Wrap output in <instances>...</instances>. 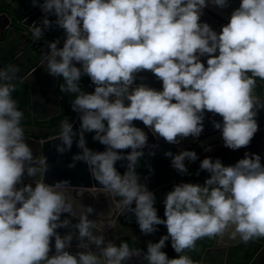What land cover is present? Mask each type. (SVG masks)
<instances>
[{
    "label": "clouds",
    "instance_id": "obj_1",
    "mask_svg": "<svg viewBox=\"0 0 264 264\" xmlns=\"http://www.w3.org/2000/svg\"><path fill=\"white\" fill-rule=\"evenodd\" d=\"M43 19L31 25L34 39L43 38L53 27L65 39L50 41L42 53L48 75L62 78L60 91L75 94L71 109L79 128L67 119L61 122L58 154L71 150L78 137L79 154L69 168L84 162L102 190L120 199L116 207L134 214L139 231L151 236L160 225L167 235L147 243L148 264H194L186 249H194L205 236H221L232 226L231 235L247 244L264 239V164L261 155L245 152L234 165L219 158L200 162V172L209 177L201 186L180 183L166 194L164 217L154 207L155 193L136 169L145 157L155 156L162 138L170 145L199 138L206 113L222 117L211 121L221 132L223 146L236 151L247 148L258 131V113L264 109L253 95L257 78L264 81V0H241L229 22L217 33L201 22L209 5L229 7L228 0H31ZM55 17L54 20L49 17ZM207 57L206 65L202 58ZM79 65V67H77ZM148 71L162 81V91L136 84L137 75ZM19 66L0 69V264H124L138 256L128 243L117 247L93 231L87 215L78 223L61 219L74 217L72 205L59 189L69 181L45 182L50 170L47 157L35 156L20 126L24 113L12 98ZM82 76L90 78L92 93L82 90ZM141 80L145 79L140 77ZM141 121L144 129L134 126ZM105 146L102 152L86 147L85 134ZM125 152V150H129ZM210 150V149H208ZM180 175H190L189 163L199 159L194 151L164 153ZM126 170L117 171V162ZM148 180L154 174L146 163ZM31 183L24 184V178ZM39 177V179H37ZM34 185V187H33ZM134 205V207H133ZM94 211L86 209L87 214ZM72 226L78 235L57 229ZM54 238V254L50 247ZM74 238L77 251L70 254ZM178 258L162 251L166 242ZM94 245L98 254L90 250Z\"/></svg>",
    "mask_w": 264,
    "mask_h": 264
},
{
    "label": "water",
    "instance_id": "obj_2",
    "mask_svg": "<svg viewBox=\"0 0 264 264\" xmlns=\"http://www.w3.org/2000/svg\"><path fill=\"white\" fill-rule=\"evenodd\" d=\"M12 1L14 6L11 4L0 3L1 8L7 6L10 9V13L4 15L7 25H5L4 30L2 28V36H0V46L2 47L3 58L6 61L4 66L5 68L10 66H19L21 69L19 74L20 79L14 81L15 84H19L20 82L29 83L31 90H33L34 84L29 80V77L32 76V74H35L36 71H42L45 68L46 62L42 63V53H46L48 51L47 44L50 43V41H55L57 39H59L60 43L63 44L65 34L62 32V39H60L59 34L54 31V27L53 32H44L43 39L47 40H35L32 36L31 25L34 22L41 21L44 14L41 12L39 7L32 6L31 0ZM228 2L229 7L225 9L209 5L204 10V14L213 16L221 21V23L217 25L219 26V32L221 31V28L229 22L232 11L239 7L241 0H228ZM21 15H23V17H21ZM53 18L55 19V17H49L51 20ZM201 20H203L202 17ZM7 28L10 29L8 30ZM6 30H8V32L5 40H3ZM12 32L16 34L13 38L11 36ZM26 36L28 38L31 37V39H29L30 42L22 46V39ZM203 63L207 66L206 62ZM77 67H79V65H77ZM140 77H144L145 79L141 80ZM49 79L47 88L50 95L44 94L43 97L46 98V101L43 105L39 106L45 107L48 103H52V113L45 111L42 116H39L34 120L46 122L61 114L60 102L62 98L57 88L60 78H54L49 75ZM259 82L263 89L260 96L264 98V81L259 80ZM135 83H144L149 87L162 91V81L158 80L154 74L148 71L139 73ZM37 103L38 102L34 99V92H31V107L33 113L36 111ZM261 112L262 111L260 110L259 113L261 114ZM66 119L70 123H73V130L77 131L79 128L78 115L72 111L71 108L64 120ZM213 119L217 122H222V117L218 115L213 116L212 113H206L204 131L200 137H207L202 139L197 144L195 143L200 137H189L183 140L179 145H170L162 138L154 139L151 133H148L149 143L158 144L159 147L155 150L156 154L153 157H148L147 151H149V149H145L146 155L140 161L136 171L141 176L140 183H146L149 190L155 193L156 203L154 207L157 209V214L161 219H166V217H164L165 208L163 201L166 194L173 190L174 185L180 183H193L202 186L204 181L209 177V174L203 171L200 172L199 176L196 175L199 170L200 162L203 159L207 157H211L213 159L219 158L225 166H228L234 165L237 161L244 158L243 156H240L239 153L232 154L224 149L221 134L217 138L209 137L212 136V133L215 131L211 123ZM133 124L136 127L144 129L146 133L148 132V129L145 128L141 121H134ZM60 125L61 123L54 128L35 127L24 124H21L20 126L24 129L25 140L33 149L34 155L40 156L43 154L47 157L48 163L51 167L46 174L45 182L52 185L57 181H69V185L66 188L59 189V191L64 193L67 203L72 205L75 216L70 217L68 214L64 213L61 215V219H70L72 225H74L78 223L81 215H87L88 219L95 224V228L93 229L94 233L96 235H102L105 239V243H107V241H111L117 246L119 240L127 238L138 243L144 252L147 250L148 242L156 243L162 236L167 235V229L164 225L157 226L158 231L151 236L143 235L139 231L134 214L130 211L121 210L116 207V203L120 198L103 191L102 186L91 177L88 167L84 162H77L75 168L68 167V165L72 163V157L79 154L81 150L76 146L78 140L77 137L76 140H74L70 151L63 155L56 152L55 145L60 143ZM94 135L95 133L85 134L86 147L94 151H104L105 146L94 141ZM182 150L194 151L199 157L197 161L191 163L185 160V164L188 167L190 175L182 176L178 172L174 171L171 167V159L164 156V153L167 151H171L173 154H178V152ZM128 151H130V149L125 150V152ZM256 153L261 155V162L264 164V157L261 152L259 151ZM122 163L126 164L127 162H117L115 165L117 171L120 172L121 175H123L126 170L125 167L121 166ZM146 163H150L152 168L155 170L154 174L151 175L148 180L144 179L145 176L149 175L148 169L145 167ZM37 179H39V177H37ZM28 183H31V178H27L25 176L24 184ZM88 207H92L94 209L91 214L86 213V209ZM233 230L234 228L230 226L221 236H206L198 239L195 246H200V244L204 242V244H206V246H204L209 248L207 249V253L211 250L218 253L217 262L219 264H251L249 260L254 258V255H256L255 252L251 253L250 248H248L246 244L240 240L238 235L236 238H232L231 233ZM57 231L61 234V236L65 235L68 231L73 232L74 236L78 235V232L71 225L68 229H57ZM255 241L264 244V239H258ZM255 241H250L248 243L254 244ZM77 243L78 241L74 238L73 247L69 250L70 254L75 255L77 251H87L85 248L77 249ZM261 244L256 245L261 246ZM170 245L171 241L169 240L166 242L165 248ZM50 247H52V252L49 253L51 256L55 251L54 238ZM253 249L255 250V248ZM90 250L98 254V250L94 245L90 246Z\"/></svg>",
    "mask_w": 264,
    "mask_h": 264
},
{
    "label": "flooded vegetation",
    "instance_id": "obj_3",
    "mask_svg": "<svg viewBox=\"0 0 264 264\" xmlns=\"http://www.w3.org/2000/svg\"><path fill=\"white\" fill-rule=\"evenodd\" d=\"M0 3L13 5V1L12 0H0ZM7 13H10V9L7 6L2 7V8L0 7V36H2L1 35L2 34V28L4 30L5 25H7L5 17H4V15L7 14ZM21 17H23V15H21ZM202 19H203V20H201L202 23L203 22L208 23L214 31L219 33V30H218L219 26H217V25L219 23H221L220 20H218L217 18H215L213 16L206 15V14H203ZM52 20H54V18ZM7 29L9 30L10 28H7ZM8 30L5 31L3 40H5ZM54 31L57 34H59V38L62 39L61 34H62L63 30L55 28ZM46 32H48V33L53 32V29L49 30V31H46ZM28 35H30V34H28ZM11 36L13 38L14 36H16V34L12 32ZM29 39H31V37L30 38H28L27 36L24 37L22 39V42H21L22 46L28 44L30 42ZM35 40H37V39H35ZM39 40H47V39L41 38ZM62 45L63 44L60 43V46H62ZM206 60H207V57L202 58V62H206ZM5 62L6 61L3 58V54H2V47L0 46V69L5 68V66H4ZM46 72H47L46 68H44L42 71L38 70V71H36L35 74H32V76L29 77V80L34 84L33 90H31V86H30L29 83L20 82L19 84H15V86H17V85H20V84L23 83V84H26L27 87H28L29 104L27 106H25L26 103L23 100V97L22 98L20 97V99H18L16 101L17 104H18L19 110H21L24 113V117H23V120H22V123H21L22 125L24 124V125H28V126L46 127V128H54V127H56V126H49V122L53 118H51L50 120H48L46 122L34 120V119H37L39 116H42L45 111L49 112V113H52V110H53L52 109V103H48L47 106H45L43 108L42 107L39 108L40 107L39 105H43V103L46 101V98H44L43 95L44 94L50 95L49 91H48V88H47V84H48L50 79H49V75ZM259 80L260 79L257 78V82H256V84H255V86L253 88V95H255L259 99V101L262 104H264V98H262L260 96V94L262 93L263 89H262V85L260 84ZM57 88H58V86H57ZM31 92H34V99H35L36 102H38L37 105H36L35 113L32 112V107H31ZM13 94H14V92L12 93V96H13ZM60 104H61V102H60ZM261 111H262L261 114L258 113V117H257V122L260 123V124L258 123L259 128H258V131L255 134L253 140L251 141L250 145L247 148L239 149L240 151L239 150L233 151V150L227 149V148H225L223 146L224 149L227 150V152L232 153V154H238L239 153V154H242L244 156L245 152L258 154L256 152L260 151L262 156L264 157V109H262ZM220 134H221V132L215 130L212 133V136H209V137L217 138L218 136H220ZM205 137H207V136L200 137L196 141L195 144L199 143ZM41 138H45V137H41ZM123 242L124 243H128L130 249H135L137 252H139L138 256H134L131 260L125 261L124 264H147V261L144 259L145 252H144V250L142 249V247L138 243H136L133 240L124 238V239H121V240L118 241L117 247H119L120 244L123 243ZM203 244H204V242H202L200 244V246H195L194 249H186L183 253H181L179 255H187V256H189L193 260L194 264H219L217 262L218 253L214 252L213 250H211V251H209L207 253V249H209V248L205 247ZM250 244H252V245H250ZM256 244H261V242L255 241L254 244L253 243H247L246 244V246L248 248H250V252L251 253L255 252V254H256V255H254V258L250 259L249 261H250L251 264H264V244H261V246H257ZM253 248H255V250ZM164 249L167 250L166 254H167L169 259L178 258L177 257L178 254L175 253V251L172 249L171 245L169 247H167V248H164Z\"/></svg>",
    "mask_w": 264,
    "mask_h": 264
},
{
    "label": "trees",
    "instance_id": "obj_4",
    "mask_svg": "<svg viewBox=\"0 0 264 264\" xmlns=\"http://www.w3.org/2000/svg\"><path fill=\"white\" fill-rule=\"evenodd\" d=\"M64 81L62 78H60L59 80V84H58V92L61 96V114L53 119H51V121L49 122V126H57L59 125L66 117L68 111L70 110V105L72 100L75 99V94H70V93H65V92H61L60 91V85L63 84ZM80 86L82 88L83 91L87 92V93H92L94 91V86L91 84L90 78L87 76H82L81 81H80ZM16 87V91L14 92L12 98L17 101L18 99H20V97H23V100L25 101V106H27L29 104V96H28V87L26 84H20L15 86ZM124 243V242H123ZM206 246V244H203ZM202 245V246H203ZM165 253H167V250H163Z\"/></svg>",
    "mask_w": 264,
    "mask_h": 264
},
{
    "label": "crops",
    "instance_id": "obj_5",
    "mask_svg": "<svg viewBox=\"0 0 264 264\" xmlns=\"http://www.w3.org/2000/svg\"><path fill=\"white\" fill-rule=\"evenodd\" d=\"M39 108H41V107H39ZM43 108V107H42ZM240 151V150H239ZM240 156H243V155H241V154H239ZM244 157V156H243ZM206 237V236H205Z\"/></svg>",
    "mask_w": 264,
    "mask_h": 264
}]
</instances>
